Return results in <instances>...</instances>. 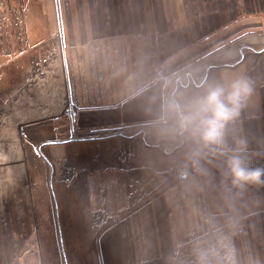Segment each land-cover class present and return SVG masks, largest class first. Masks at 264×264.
<instances>
[{
	"label": "rangeland",
	"instance_id": "rangeland-1",
	"mask_svg": "<svg viewBox=\"0 0 264 264\" xmlns=\"http://www.w3.org/2000/svg\"><path fill=\"white\" fill-rule=\"evenodd\" d=\"M233 46L247 64L264 52V0H0V80L11 87L0 108V264H113L105 238L73 235L93 207L80 188L97 158L71 153L52 170L47 144L106 135L80 133L70 103L122 110L131 77L168 60L193 68ZM125 125L118 132L142 133L140 122Z\"/></svg>",
	"mask_w": 264,
	"mask_h": 264
},
{
	"label": "crops",
	"instance_id": "crops-1",
	"mask_svg": "<svg viewBox=\"0 0 264 264\" xmlns=\"http://www.w3.org/2000/svg\"><path fill=\"white\" fill-rule=\"evenodd\" d=\"M238 47L212 53L193 69L213 78H220L224 74H244L251 79L254 94L242 118L243 129L249 137L250 150L260 154L255 157L254 166L264 167V52L253 53L252 58H247V61L250 60V64H247L243 56L239 59L241 52ZM9 84L6 80L4 83L0 80V108L2 88H6L4 93L9 97ZM74 102L70 103L72 121L82 129L80 133L84 128L91 127L95 130L91 134L106 135L91 138H78L74 135L47 144L51 146L47 152L51 157L49 161L52 170L55 163L67 162L71 153L79 160L97 158V165L89 167V180L83 182L87 187L82 185L84 188H80L89 189L90 205L93 207L80 212V222L73 226V235L105 238V252L112 254L113 264H169V257L177 242L185 245L182 252L187 256L189 234L198 222L193 209L218 214L227 211L218 187L220 177L216 169L209 166L213 175L201 190L186 191L175 177L174 164L154 144L153 149H146L147 136L143 133L129 136L118 132L120 128L124 130L126 126L129 127L125 124H139L140 121L139 114H134L136 109L126 100L121 106L122 110L112 104L105 108H94L84 101ZM21 105L28 106L23 100ZM59 116L60 113L52 117H57L58 121ZM87 122L89 126L85 125ZM117 124H122V127H114ZM103 125H107L103 128L105 132L95 128ZM135 160L139 165H135ZM102 161H111V165ZM115 162L122 165H116ZM84 165L78 164L74 171L86 173ZM65 166L68 170V165ZM165 175L170 178L162 180ZM53 178L51 175V184ZM50 186L52 189L53 186ZM86 193L83 192L84 196ZM148 194L152 196L147 198ZM117 205L120 207L117 208ZM131 205H138L132 213ZM239 205L243 206L246 219L243 222V233L236 238V246L242 258L251 252L264 261V187H253L240 193ZM87 220L89 224L86 227ZM61 246L65 254L63 244Z\"/></svg>",
	"mask_w": 264,
	"mask_h": 264
},
{
	"label": "clouds",
	"instance_id": "clouds-1",
	"mask_svg": "<svg viewBox=\"0 0 264 264\" xmlns=\"http://www.w3.org/2000/svg\"><path fill=\"white\" fill-rule=\"evenodd\" d=\"M174 63L168 60L131 77L125 100L138 112L142 133L174 164L186 191L201 190L216 169L227 211L194 208L198 222L189 234L187 256L185 245L177 242L169 264H264L251 252L242 258L235 242L246 219L239 194L264 187V167L254 166L260 154L250 150L242 120L253 82L244 74L213 78Z\"/></svg>",
	"mask_w": 264,
	"mask_h": 264
}]
</instances>
